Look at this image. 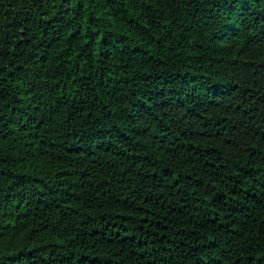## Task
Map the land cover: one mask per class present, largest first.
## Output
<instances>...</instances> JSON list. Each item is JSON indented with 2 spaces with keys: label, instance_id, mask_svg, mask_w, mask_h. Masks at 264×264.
Instances as JSON below:
<instances>
[{
  "label": "trees",
  "instance_id": "trees-1",
  "mask_svg": "<svg viewBox=\"0 0 264 264\" xmlns=\"http://www.w3.org/2000/svg\"><path fill=\"white\" fill-rule=\"evenodd\" d=\"M0 264H264V0H0Z\"/></svg>",
  "mask_w": 264,
  "mask_h": 264
}]
</instances>
